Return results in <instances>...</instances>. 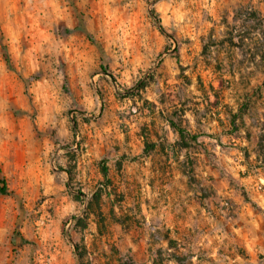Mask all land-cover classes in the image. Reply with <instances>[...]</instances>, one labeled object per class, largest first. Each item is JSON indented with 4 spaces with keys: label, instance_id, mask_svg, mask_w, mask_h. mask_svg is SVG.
<instances>
[{
    "label": "rangeland",
    "instance_id": "obj_1",
    "mask_svg": "<svg viewBox=\"0 0 264 264\" xmlns=\"http://www.w3.org/2000/svg\"><path fill=\"white\" fill-rule=\"evenodd\" d=\"M2 178L0 264H264V0H0Z\"/></svg>",
    "mask_w": 264,
    "mask_h": 264
},
{
    "label": "trees",
    "instance_id": "obj_2",
    "mask_svg": "<svg viewBox=\"0 0 264 264\" xmlns=\"http://www.w3.org/2000/svg\"><path fill=\"white\" fill-rule=\"evenodd\" d=\"M177 132L179 133L180 137L182 140H185L187 138V133L185 130L175 127ZM189 136V135H188ZM191 139L192 142H197L198 141V136L192 135L189 137ZM102 173L103 176L106 180L109 179V169L107 167V165L105 164V162L103 161V165H102ZM0 194L1 195H10L11 192L7 186L6 180L4 178L0 179Z\"/></svg>",
    "mask_w": 264,
    "mask_h": 264
}]
</instances>
